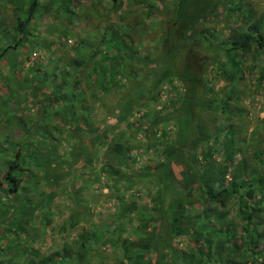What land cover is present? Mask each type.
Returning a JSON list of instances; mask_svg holds the SVG:
<instances>
[{
  "label": "rangeland",
  "instance_id": "1",
  "mask_svg": "<svg viewBox=\"0 0 264 264\" xmlns=\"http://www.w3.org/2000/svg\"><path fill=\"white\" fill-rule=\"evenodd\" d=\"M34 1L30 18L27 9ZM148 1L160 6V14L147 15L135 0H0V49L8 47L0 59V181L7 171L4 160L14 159L19 151V192L35 203L51 191L57 193L50 205L25 216L28 230L18 234L11 224L21 218L15 209L18 202L2 197L1 264L16 257L21 247L36 251L38 260L65 247L77 253L87 232L98 234L99 240H91L86 259L81 257L77 264H137L126 257L122 243L139 238L143 225L168 240L159 244L167 246L169 263L177 264L176 251L198 250L194 238L180 234L171 223L189 197L184 176L193 162L173 161L168 178L165 150L178 139L186 91L195 98L193 127L203 122L213 131L225 120L208 107V92L215 98L238 69L240 95L231 105L238 128L231 149L237 154L232 160L223 152L213 157L228 166L230 179L245 160L249 170L244 180L256 176L264 181V160L256 157L257 151L264 153V53L255 48L237 51L236 66L228 63L226 51L231 35L245 30L248 19L264 16V0H190L186 18L193 16L192 22L179 19L181 9L174 10L179 0ZM231 5L239 8L230 10ZM115 31L125 34L131 49L110 44ZM165 51L176 54L172 79L153 73L158 62L164 72ZM186 70L190 76L183 80ZM161 77L154 91L151 84ZM56 84L62 85L67 105L54 102ZM66 107L77 115V123L70 121ZM88 128L100 133L95 143ZM195 135L196 130L190 137ZM117 141L125 145L123 162L109 152ZM211 143L206 139L199 146L200 159ZM106 168L122 174L115 176ZM238 183L241 187L242 181ZM199 192L185 203L191 213L210 206ZM158 198L162 205L156 209ZM237 201L218 207L232 221V242L240 244L247 232ZM122 202L132 205L126 215ZM262 229L263 225L251 226L253 234ZM256 246L262 248L263 243ZM215 260L210 264H221ZM158 263L156 251L145 254L143 264Z\"/></svg>",
  "mask_w": 264,
  "mask_h": 264
},
{
  "label": "trees",
  "instance_id": "2",
  "mask_svg": "<svg viewBox=\"0 0 264 264\" xmlns=\"http://www.w3.org/2000/svg\"><path fill=\"white\" fill-rule=\"evenodd\" d=\"M135 1L138 5H141L143 9L147 10L146 14L149 16L152 14H160L161 12L160 6L157 7L152 5L148 0ZM189 2L190 0H179L177 8L174 10L178 11V9H181L180 12L178 11L179 19L184 16L186 21L189 20L192 22L191 19H195L193 16L190 17L191 19L186 18ZM231 7L232 5L228 6L230 10H237L239 8ZM162 8L168 9L163 3ZM34 10H36V1L32 2L31 6L27 9L30 18L33 17ZM206 32L207 30L202 31L201 35ZM124 35V33L115 31V33L111 35L113 41H110V44L116 46L119 50L131 49L132 43L128 42ZM174 43L175 42H173V44ZM173 44L171 46H173ZM253 48L264 53V16L255 20L248 19V26L245 30L231 35L230 45L226 48L228 52V63L231 61L232 64L237 66L238 62L234 59L235 53L237 51L248 53L251 52ZM177 49L180 48L177 47ZM7 50L8 47L0 49V59L3 58ZM165 53V60H161L164 61L163 63L161 62V64L165 65L163 69L165 74L159 71V62L158 67L154 68L153 73L154 75H162L164 78L172 79L176 54L170 55L169 51H165ZM140 61L145 62V59L141 58ZM223 66L225 65L223 64ZM238 70L230 74L228 78L230 81L229 86L223 88L221 90L222 92L220 91L219 94L217 92L215 98L210 99L208 92L209 99L206 101L210 103L208 107L212 106L211 109L213 111L219 115H223L225 118V120H221V123L215 125L213 131H210L208 126L203 122H199L197 127L192 126L194 115L192 106L195 98L193 96L194 94L189 90L184 93L181 100L184 110L183 112H179L180 117H178L180 122L179 136L178 139L172 145H168L165 150L166 163L163 164V169L168 178H172L171 163L173 161L180 163L193 162V167L190 168L184 176L189 197L180 204L176 214L171 217V223L173 229H177L180 234L191 235L198 245V250H192L190 252L184 251L180 254L176 251L175 253L179 258L177 264H210L213 259H216V262L220 261L221 264H264V181L256 176L244 180L245 174H247L249 170L248 163L245 160H242L241 165L237 166V169L232 172V178L230 179L228 177V166L224 163H219L217 159L213 157L214 154L223 152L225 153L226 160H232L237 154L236 150L231 149L232 144L237 139L236 131L238 129L237 125L232 122V114L235 112V108H232L231 105L238 100L240 95V89L237 86ZM189 76L190 73L186 70L183 80H188ZM162 77L151 84V87H154V91L161 83ZM262 77H264V68ZM42 79L47 81L49 77L43 76ZM150 90L151 92L153 91L152 89ZM63 91L62 85L56 84L53 100L59 104L67 105L68 97ZM143 96H145V94ZM127 102L129 103L130 101ZM199 102L203 104L204 100ZM131 104L135 107L134 102ZM66 109L70 116V121L77 123L78 118L74 111L67 107ZM122 116H124V111ZM75 128H78L77 124ZM195 130L197 135L191 138L190 134ZM86 132L92 136L93 143L98 141L99 137H101L100 133L97 132L95 128H88ZM206 139L212 140V143L209 144L207 151L203 152L205 153L204 158L200 159L197 155L198 148ZM187 140H189L190 145L188 144L189 146L187 148L181 149V145ZM109 149V152H112L120 161L123 162L125 160L126 150L124 143L117 141L113 145H110ZM263 154V151L256 152L257 161L262 162V160H264L262 157ZM18 155L19 151H17L14 159L4 160L3 163L7 171L4 174L3 181H0V210L3 206L2 197H6L8 200L13 201V203L18 202L15 204V206L17 205L15 209H17V214H20L21 218L11 221L15 234L28 230L26 226L28 223L23 221L25 216L28 214H35L39 210V207L42 208L43 206L50 205L57 197V193L51 191L41 203H35L26 195L19 192L23 176L19 172V170H21V165L16 158ZM87 160H90V155H87ZM111 169L112 168H106L105 171L111 172L115 176L122 174L120 169L115 168L113 171ZM241 181L242 188L240 187V183H238ZM3 184H6V187H3ZM174 187L176 189L177 186ZM196 190L200 191L199 194L203 197L205 203L210 206L197 213H191L189 209L185 207V203L190 201L189 198L192 199L193 193ZM258 196L259 198H257ZM234 198L238 200L237 203L240 209L241 219L245 222L247 232L245 239H243L240 244L232 242V239L235 238L233 230L229 228L232 221L228 220L224 211L219 208H226ZM161 201L162 199L160 200V198H158L156 201V209L160 208L162 205L160 204ZM191 202L192 201H190V203ZM122 207L124 212L123 215L128 214L132 210V205L126 206L124 202H122ZM212 217H214V219ZM218 225L221 226L219 229ZM253 225H263L262 230L254 231V234L257 236L256 241H254L255 235L251 231V226ZM226 227H228L227 230ZM9 232L11 231L9 230ZM140 232L141 236L139 238L125 239L123 241L122 250L126 257L137 264H143L145 254L153 250L158 253V264H172L166 261V253H164V251L167 246L159 244V242H167L168 240H165L166 238L162 235H157L154 231H149L146 225H143ZM91 240H99L98 234H89L87 232L82 235L79 246L80 251L77 253L73 249L65 247L62 251L58 250L54 253L45 255L40 258V260L37 259L36 251L29 250L27 247H21L17 256L14 257L15 260H13L14 258L10 259L6 264H20L21 262H24L23 264H77L79 260H82L81 257L86 259L90 249L88 245L92 242ZM255 242L263 243V247L259 248L256 246ZM225 250H228L226 254L231 257L225 256ZM30 252L33 256H31ZM225 259L226 262L224 261Z\"/></svg>",
  "mask_w": 264,
  "mask_h": 264
}]
</instances>
